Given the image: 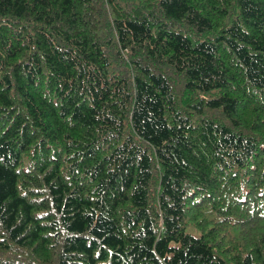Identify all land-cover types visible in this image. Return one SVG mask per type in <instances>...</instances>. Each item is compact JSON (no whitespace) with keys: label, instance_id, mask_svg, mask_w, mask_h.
Instances as JSON below:
<instances>
[{"label":"trees","instance_id":"16d2710c","mask_svg":"<svg viewBox=\"0 0 264 264\" xmlns=\"http://www.w3.org/2000/svg\"><path fill=\"white\" fill-rule=\"evenodd\" d=\"M0 264H264V0H0Z\"/></svg>","mask_w":264,"mask_h":264}]
</instances>
